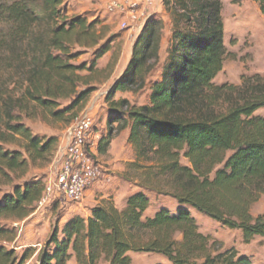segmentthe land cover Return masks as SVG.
Masks as SVG:
<instances>
[{
	"label": "trees",
	"instance_id": "obj_1",
	"mask_svg": "<svg viewBox=\"0 0 264 264\" xmlns=\"http://www.w3.org/2000/svg\"><path fill=\"white\" fill-rule=\"evenodd\" d=\"M162 1L173 33L159 79L149 84L146 104L114 99L117 93L142 90L157 64V27L147 19L126 70L105 97L106 132L97 147L105 156L114 134L129 129L133 159L121 177L139 191L120 209L109 200L94 206L86 219L71 217L60 233L54 227L38 251L37 264H68L72 258L77 264H132L130 254H158L169 264H251L233 249L214 253L217 242L200 233L192 211L240 231L245 244L264 238V213L250 214L264 196V118L254 116L264 109V77H243L239 87L213 84L226 52L222 0ZM252 1L264 15V0ZM61 4L0 0L5 34L0 47L7 44L13 53L28 42L17 54L23 63L21 93L5 100L0 134V143L19 142L24 154L0 147V185H9L11 175L20 179L29 168L49 165L59 141L32 135L13 112L29 116L28 111H37L47 124L66 127L94 91L79 72H96V61L108 51L103 45L89 67L73 64L80 50L98 47L102 36L97 20L67 17ZM40 26L43 30L36 33ZM43 191L44 183L34 180L13 187L0 199V219L24 220ZM146 193L170 198L176 209L145 216L150 205ZM13 238L12 230L0 227V241ZM30 258L0 246V264H25Z\"/></svg>",
	"mask_w": 264,
	"mask_h": 264
},
{
	"label": "rangeland",
	"instance_id": "obj_2",
	"mask_svg": "<svg viewBox=\"0 0 264 264\" xmlns=\"http://www.w3.org/2000/svg\"><path fill=\"white\" fill-rule=\"evenodd\" d=\"M111 1L107 0L105 3L104 0H74L75 4L72 9L66 0H62L59 8L67 17L83 16L89 22L95 20L99 22L98 29L102 36L99 46L93 49L80 50V55L72 62L73 64L89 67L99 49L103 45H108V51L96 61V72L93 74H90L88 71L79 72V75L84 77L86 82H89V86L93 87L94 91L87 104L77 115L86 113L92 119L97 143L100 136L106 132L108 107L105 97L111 87V79L115 78L114 76L119 77L120 74H123L121 71L116 72V70L123 69L124 62L122 60L124 61L126 57L124 51L126 47H130L132 44V38L126 36V26L123 24L119 26L118 21L114 20L119 16V13H111L107 10V6ZM159 2V11L157 10L154 14L147 17V19H151L156 23L157 27L155 34V38L159 42L157 64L147 76V84L142 90H137L134 93L116 94L114 96L115 100L118 98L125 99L130 104L136 106L146 104L149 96V84L159 78L165 58L170 51L173 33L170 12L165 9L162 0ZM221 19L224 27L223 42L226 52L223 69L215 77L213 84L215 86L232 85L239 87L243 77L254 75L264 77V15L261 13L258 4L252 0H222ZM110 20L109 24H103ZM142 28L143 26L140 28L139 34ZM42 30L40 26L36 28V33H40ZM4 37L3 26L0 25V40ZM27 44L28 42L20 44L18 51L13 53L7 48V44H5V48L0 47V95L3 96V100L0 99V134L4 131L3 118L5 108L3 104L5 100H7V97H17L21 93L20 85L23 73L21 67L23 63H21L22 60L18 59L19 56L17 54L20 55ZM102 59L103 62L101 61ZM61 105L63 107L65 103L61 102ZM28 113L29 116L26 115V112L15 110L13 115L20 116V121L30 130L32 135L44 139L54 137L59 140L65 126L61 124H47L37 111H28ZM254 116L264 118V109L256 111ZM119 134L120 132L114 135L118 136ZM120 139L117 143H120ZM125 146L126 149H122V146L118 145L111 155L106 154L105 156H101L97 152L94 157V160L101 169L100 179L105 176L107 180V188L105 187L104 190L107 195L106 199L111 200L114 206L118 207L124 205L127 196L137 192L136 188L122 181L121 174L125 170V165L133 159V150L129 145L126 144ZM0 147L6 152H20L24 154L19 142L0 143ZM181 163L187 165L184 160H181ZM50 165L51 163L42 169L29 168L26 176L20 179L15 178V175H11L12 182L9 185H0V199L3 195L12 194V188L23 184L25 181L34 180L47 183L51 176ZM146 195L150 205L145 216H152L155 211L161 208L168 209L169 211L176 209V204L170 198L157 197L152 193H146ZM62 207L61 209L59 206L52 207L48 205L45 208L37 209V206H35L32 214L24 220L0 219L1 228L14 232L13 240L10 242L2 240L0 241V246L14 251L18 257L27 252L31 254V258L25 264H37L38 251L45 243L52 229L57 227L60 233L65 224L63 218H68L74 214L66 204ZM191 213L195 218L200 233L208 236L210 242H217L213 250L214 253L233 249L237 252L238 257L247 258L251 264H264V238L254 237L249 244H245L240 231L229 230L195 211ZM263 213L264 196H261L259 201L251 208L250 214L255 218ZM81 215L84 216L83 213ZM130 257L132 264H169L163 256L158 254H131ZM68 264L77 263L72 258ZM98 264L105 263L101 261Z\"/></svg>",
	"mask_w": 264,
	"mask_h": 264
},
{
	"label": "built area",
	"instance_id": "obj_3",
	"mask_svg": "<svg viewBox=\"0 0 264 264\" xmlns=\"http://www.w3.org/2000/svg\"><path fill=\"white\" fill-rule=\"evenodd\" d=\"M155 0H112L107 6L111 13L128 15L140 30L147 16L137 9ZM98 143L92 119L81 113L68 124L58 141V146L50 165L51 176L44 183L42 197L37 209L48 205L63 208L65 204H75L85 198L86 192L100 179V166L94 160Z\"/></svg>",
	"mask_w": 264,
	"mask_h": 264
},
{
	"label": "crops",
	"instance_id": "obj_4",
	"mask_svg": "<svg viewBox=\"0 0 264 264\" xmlns=\"http://www.w3.org/2000/svg\"><path fill=\"white\" fill-rule=\"evenodd\" d=\"M73 1L66 0V2H68L69 6L72 9H73V6L75 4ZM159 1L158 0H155L153 3L148 4V5L147 4L146 5L143 4L140 7H138L137 11L138 12H145V15L147 17H149L152 14H154L157 10L159 11V6H158L159 3H160ZM104 2L106 3L107 0H104ZM157 6H158V8H157ZM69 11H71V9H69ZM113 19H114V17H113ZM111 20L110 21H107L106 23H103V24H109V22H111ZM114 20L115 21L116 20L118 21L119 26L122 25V24L125 25L126 26V29H127V35L126 36H128L129 38H132V44H131V46L130 47H126V49L124 51L125 52V55H126L125 60L123 61L122 58L119 60L120 62H121V60H122V62H124V67L121 70H119V69L116 70V72H120L121 71V73H123L124 70L127 68L128 63H129V59L131 57L133 43L135 42V40H136V38H137V36L139 34V30L136 29V25L135 24H133L131 21H129L130 19H129L128 15H126V14H120L119 13V16H117V18H115ZM101 61L103 62V59ZM119 61H118V63H119ZM120 75H119V77H120ZM114 77L115 78H112L111 79V82H110L111 85L119 78L117 76H114ZM117 94H120V93H117ZM119 99L120 98H118L116 100H119ZM119 132H120V134L118 136H116V135L113 136V139H112V141L110 143V149H109V151H108L107 154H110V155L113 154V151H114L115 147H117L118 145H121L122 146V149H126L125 148L126 147L125 145L127 144V138H128V134H129V129L127 128V129L121 130ZM119 132H117V133H119ZM119 138H121L120 140L123 141L122 142L123 144L121 143V141H120V143H117V141L119 140ZM125 162H127V161H125ZM106 184H107V180L105 179V176H104L101 179H99V181L96 184H94L86 192L85 198H84V200L81 203H77V204H66V206H68V208L70 210H72V212H74V214L72 216L68 217V218H63L64 219V222H66L67 220H69L73 216H80L82 218H88L89 215H90V210L94 206L101 205L104 201H109L108 199H106L107 198L106 197L107 195H106V193L104 191L105 190V187L107 188ZM134 188H136V187H134ZM136 189H137V192H138L139 189L138 188H136ZM123 206H119V207L118 206H115V207L120 209ZM81 213H83L84 216L81 215Z\"/></svg>",
	"mask_w": 264,
	"mask_h": 264
}]
</instances>
